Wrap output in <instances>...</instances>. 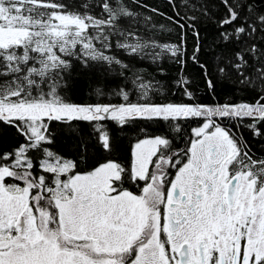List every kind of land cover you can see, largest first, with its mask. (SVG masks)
Masks as SVG:
<instances>
[{"label": "snow or ice", "instance_id": "1", "mask_svg": "<svg viewBox=\"0 0 264 264\" xmlns=\"http://www.w3.org/2000/svg\"><path fill=\"white\" fill-rule=\"evenodd\" d=\"M166 3L0 0V264H264V0Z\"/></svg>", "mask_w": 264, "mask_h": 264}, {"label": "trees", "instance_id": "2", "mask_svg": "<svg viewBox=\"0 0 264 264\" xmlns=\"http://www.w3.org/2000/svg\"><path fill=\"white\" fill-rule=\"evenodd\" d=\"M146 2L153 7H158L163 12H167L171 14V8L166 3V0H146ZM161 22H164V21H161ZM205 27H209V26L205 25ZM204 35H207V33H204ZM76 94L78 97H81V98L86 95V88H85L84 82H80L78 84V90Z\"/></svg>", "mask_w": 264, "mask_h": 264}]
</instances>
